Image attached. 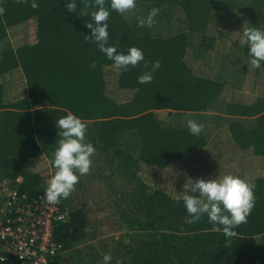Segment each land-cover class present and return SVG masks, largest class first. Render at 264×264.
Wrapping results in <instances>:
<instances>
[{
    "label": "trees",
    "instance_id": "16d2710c",
    "mask_svg": "<svg viewBox=\"0 0 264 264\" xmlns=\"http://www.w3.org/2000/svg\"><path fill=\"white\" fill-rule=\"evenodd\" d=\"M36 5L0 0V183L8 181L29 200L44 196L55 172V123L71 111L87 123V140L96 148L87 176L97 173L120 186L112 208L120 237L113 251L101 245L111 264H264V68L252 66L254 84H248L238 64L242 54L250 62L242 36L217 53L216 35L233 17L240 29H227L241 35L249 27L264 28V0H136L128 14L111 12L109 45L120 52L136 46L146 61H160L149 84L137 82L143 63L117 72L85 39L90 17L80 14L82 0L76 13H68L65 0ZM152 8L159 9L153 26L139 27L138 19ZM216 54L221 62L208 71ZM201 59L207 62L197 70L193 63L202 65ZM228 65L239 74L232 75L238 87L247 86L240 99L225 94L235 89L229 75L224 78ZM110 73L129 96L118 99L109 91ZM15 74L19 90L7 92L3 78ZM187 119L202 124L203 132L191 135ZM214 119L224 127L211 129L207 121ZM189 159L212 178L233 164L229 173L243 177L246 171L244 178L254 184V207L234 235L214 231L206 216L187 223L179 192L154 188L141 176L142 169L167 170ZM70 198L60 200L67 218L55 222L53 240L61 252L48 264H96L84 260L81 247L88 235L86 207H70Z\"/></svg>",
    "mask_w": 264,
    "mask_h": 264
},
{
    "label": "clouds",
    "instance_id": "9594fccd",
    "mask_svg": "<svg viewBox=\"0 0 264 264\" xmlns=\"http://www.w3.org/2000/svg\"><path fill=\"white\" fill-rule=\"evenodd\" d=\"M84 8L82 16H89L86 27L90 34L85 39L94 43L106 58L112 61L117 72L127 71L143 63L146 69L137 78L139 84H149L153 74L161 67L159 60L148 62L143 50L131 46L126 52H120L109 45V24L111 12L125 15L136 8V0H82ZM107 3V6H106ZM35 7L36 0H32ZM68 13H76L77 0H65ZM159 9L152 8L146 18L138 19L139 27L151 28ZM242 38L247 47V56L255 69L264 68V28L249 27L243 30ZM95 67V63L92 64ZM57 136L55 150L51 156V164L55 169L44 190V200L48 204H56L61 199L70 197L80 176L90 173L96 151L95 146L87 140L88 125L82 118L69 111L58 117L55 123ZM185 127L193 136L203 132V125L196 120L187 119ZM179 191L177 202L182 200L186 210V222L189 224L207 217L214 231H222L226 237L234 235V229L247 221L255 204L254 184L235 174L216 175L210 179H190ZM112 255L103 256V264H111Z\"/></svg>",
    "mask_w": 264,
    "mask_h": 264
},
{
    "label": "rangeland",
    "instance_id": "374dc122",
    "mask_svg": "<svg viewBox=\"0 0 264 264\" xmlns=\"http://www.w3.org/2000/svg\"><path fill=\"white\" fill-rule=\"evenodd\" d=\"M229 26L221 25L216 33L217 35V53L223 52L224 48L226 49L230 42L241 40V34L239 33L240 30L234 29H227V27H235V25H239L240 29V19L238 17H233L230 20ZM232 24V26H230ZM11 40V38H10ZM222 54V53H221ZM216 54V58L213 56L210 60V68L208 71H212L216 68V65L221 62L222 56ZM240 69L242 72H244L245 79L248 81V84L252 85L254 84V76H252V72H255L252 68V65L250 62L246 61V58L242 54V56L239 57ZM201 62H203L202 65L195 64L194 61L193 66L195 69L203 70V66H205V63L207 60L201 59ZM221 65V64H220ZM231 65L227 66V70L224 73V78L226 79V74L229 75L228 79V85L232 86L231 88H235L233 90H227L225 94H229L230 96L236 95L242 98V96H246L247 89L246 87L240 89L238 85L236 84L235 79L233 76L239 75L236 71L234 73L233 69H230ZM229 68V69H228ZM246 74V75H245ZM110 77H112V73L109 74ZM211 75H214L212 73ZM233 75V76H232ZM18 76V75H17ZM112 78L108 79V86L109 91L115 92V95L118 99L126 98L129 96V93H127L124 90H118L117 87L114 85L115 80ZM19 77H16L15 79L12 75H8L5 78H3V82L5 85V90L10 93L18 92L19 90ZM233 94V95H232ZM246 98H244L242 101H244ZM165 115V112H159V116L163 118ZM211 129L216 128L215 130H218L221 127H224L219 120H209L207 121ZM214 130V131H215ZM48 162L47 160H45ZM190 159L188 161H181L176 166L167 169V170H155V169H142L141 170V176L144 178L147 183L150 186H154V188H160L163 190H166L167 192H171L173 194H176V192L183 191V185L185 183H190V179L196 180V179H210L212 178L210 174L201 171L199 168L192 167L190 164ZM245 163H248L245 161ZM224 166L226 167L223 171ZM43 167H47L46 163L43 162ZM249 170L250 167H247ZM233 169L232 165H223L219 169H217V172L221 174L220 176L229 173ZM243 174V178L245 176L246 178V171L240 172ZM260 173L264 174V168H260ZM50 174V173H48ZM236 175V173H235ZM51 176H52V170H51ZM120 188L119 185H115L113 183H108L104 181L102 178L97 176V173L95 177H89L87 175L80 176L79 182L75 186V191L72 192L71 198L68 199V204L70 207H79L81 205H84L86 207V212L88 216V235L86 238V241L82 244V250H84V254H86V257H83L84 260H87L88 258H92V260L96 264H100L103 261V256L108 253L101 247V245H109L111 246V250H114V244L113 240H118L120 237V233L116 230L113 216H112V208L114 206V195L113 190ZM179 190V191H178ZM120 191L117 190V193ZM67 200V199H66ZM113 245V246H112ZM100 252V254H99ZM81 262L79 261L78 264Z\"/></svg>",
    "mask_w": 264,
    "mask_h": 264
},
{
    "label": "built area",
    "instance_id": "2783aa9c",
    "mask_svg": "<svg viewBox=\"0 0 264 264\" xmlns=\"http://www.w3.org/2000/svg\"><path fill=\"white\" fill-rule=\"evenodd\" d=\"M66 218L62 202L48 204L44 196L29 200L8 181H2L0 264H48L61 252L53 240L54 224Z\"/></svg>",
    "mask_w": 264,
    "mask_h": 264
}]
</instances>
